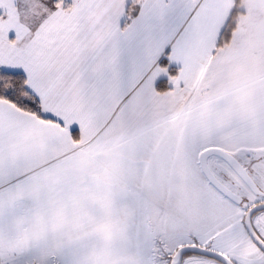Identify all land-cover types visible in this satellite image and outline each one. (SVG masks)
Listing matches in <instances>:
<instances>
[{
    "label": "snow or ice",
    "instance_id": "obj_1",
    "mask_svg": "<svg viewBox=\"0 0 264 264\" xmlns=\"http://www.w3.org/2000/svg\"><path fill=\"white\" fill-rule=\"evenodd\" d=\"M0 264H264V0H0Z\"/></svg>",
    "mask_w": 264,
    "mask_h": 264
}]
</instances>
